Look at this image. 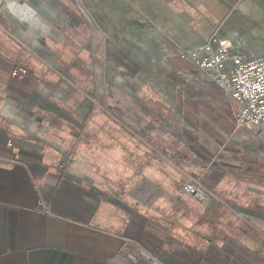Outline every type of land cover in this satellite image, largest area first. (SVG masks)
I'll use <instances>...</instances> for the list:
<instances>
[{
  "label": "crops",
  "instance_id": "obj_1",
  "mask_svg": "<svg viewBox=\"0 0 264 264\" xmlns=\"http://www.w3.org/2000/svg\"><path fill=\"white\" fill-rule=\"evenodd\" d=\"M92 1L118 45L83 0H0V264H264V138L178 53L217 32L255 55L234 0Z\"/></svg>",
  "mask_w": 264,
  "mask_h": 264
},
{
  "label": "built area",
  "instance_id": "obj_2",
  "mask_svg": "<svg viewBox=\"0 0 264 264\" xmlns=\"http://www.w3.org/2000/svg\"><path fill=\"white\" fill-rule=\"evenodd\" d=\"M178 53L206 72L239 104L234 114L237 126H247L264 138V53L251 56L235 50L231 40L217 32L181 47ZM27 72V67L19 65L11 70V74L18 77ZM181 187L200 200L217 197L200 177L190 174L183 179Z\"/></svg>",
  "mask_w": 264,
  "mask_h": 264
},
{
  "label": "rangeland",
  "instance_id": "obj_3",
  "mask_svg": "<svg viewBox=\"0 0 264 264\" xmlns=\"http://www.w3.org/2000/svg\"><path fill=\"white\" fill-rule=\"evenodd\" d=\"M242 1L234 0L227 14L229 22L234 21L235 30L232 34L235 39L247 42L251 54L264 53V0ZM241 5L244 12L240 9ZM82 6L86 18L103 28L105 33L111 34V39L106 37V39H110L111 44L118 45L119 40H123L122 25L119 24L122 20L121 17L115 16L105 5L92 0H83ZM257 28L261 30L256 31ZM233 120L235 122L234 114Z\"/></svg>",
  "mask_w": 264,
  "mask_h": 264
},
{
  "label": "water",
  "instance_id": "obj_4",
  "mask_svg": "<svg viewBox=\"0 0 264 264\" xmlns=\"http://www.w3.org/2000/svg\"><path fill=\"white\" fill-rule=\"evenodd\" d=\"M122 250L126 252L127 254H129L130 256L141 255L153 262H156V259L154 258V256L149 254L147 251L142 250L136 243L132 241H126Z\"/></svg>",
  "mask_w": 264,
  "mask_h": 264
},
{
  "label": "bare ground",
  "instance_id": "obj_5",
  "mask_svg": "<svg viewBox=\"0 0 264 264\" xmlns=\"http://www.w3.org/2000/svg\"><path fill=\"white\" fill-rule=\"evenodd\" d=\"M220 35V34H219ZM220 36H223V35H220ZM230 39V38H229ZM231 40V39H230ZM232 42V41H231Z\"/></svg>",
  "mask_w": 264,
  "mask_h": 264
}]
</instances>
